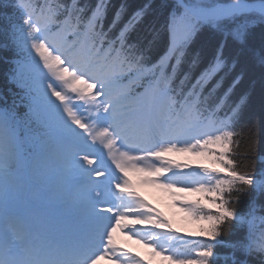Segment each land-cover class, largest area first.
<instances>
[{
    "label": "snow or ice",
    "instance_id": "1",
    "mask_svg": "<svg viewBox=\"0 0 264 264\" xmlns=\"http://www.w3.org/2000/svg\"><path fill=\"white\" fill-rule=\"evenodd\" d=\"M0 62V264H264V0H0Z\"/></svg>",
    "mask_w": 264,
    "mask_h": 264
},
{
    "label": "rangeland",
    "instance_id": "2",
    "mask_svg": "<svg viewBox=\"0 0 264 264\" xmlns=\"http://www.w3.org/2000/svg\"><path fill=\"white\" fill-rule=\"evenodd\" d=\"M172 155L173 154H171V156ZM178 156H180L179 162H181V163L188 162V163L192 164L193 166H195L198 163H205V164H207V161H205V160H203L201 158L192 157V156H188V155H182V154H180ZM140 192L144 194L146 201L147 200L152 201V199L150 198V196H148V193L146 191H143L141 189ZM193 199H196V200L197 199H201L200 194L199 193H194ZM203 202L206 203V201H203ZM173 204H174V202H173ZM173 204L170 205V214H168V213H166L164 211V207H160V208L163 209L162 213L165 214V217H167L171 221L172 227L174 226L177 229H181L183 227V225H182V222L181 221H176V217H175V214H174V209H175V205L176 204H174V205ZM184 227H185L184 230L187 233H188V231H189V233H198L199 230H200V226H198V223L197 222H194V221H189L188 224H186ZM126 240H128V237H126ZM132 243H133V246H132L133 250H135V251L139 250V245H137L136 240H132ZM144 260L146 262H148V263H152L150 260H148V258H144Z\"/></svg>",
    "mask_w": 264,
    "mask_h": 264
},
{
    "label": "trees",
    "instance_id": "3",
    "mask_svg": "<svg viewBox=\"0 0 264 264\" xmlns=\"http://www.w3.org/2000/svg\"><path fill=\"white\" fill-rule=\"evenodd\" d=\"M88 2L92 3L94 2V0H88ZM113 4H118L121 2V0H112ZM135 2H139V0H135ZM4 75H5V65L3 64V62H0V89H3L5 87V79H4ZM244 87H247V85H245ZM235 98V97H234ZM255 103H256V112H257V115H256V119L257 121H259V108H258V104H259V95H258V88H257V96L255 97ZM257 131L259 133L260 129H259V126L257 128ZM258 139H259V136H258ZM259 164L257 165V168H259ZM247 207V202H245L244 205H242V209H246ZM258 215H260V213L258 212ZM257 224H258V221H257ZM241 236V233L240 232H236L235 234L227 237V239H230V240H237L239 239ZM217 251H220V252H224V251H227V249H217ZM239 255V254H238Z\"/></svg>",
    "mask_w": 264,
    "mask_h": 264
}]
</instances>
